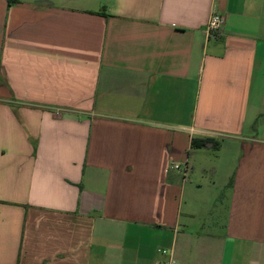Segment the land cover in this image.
Segmentation results:
<instances>
[{"label":"crops","instance_id":"1","mask_svg":"<svg viewBox=\"0 0 264 264\" xmlns=\"http://www.w3.org/2000/svg\"><path fill=\"white\" fill-rule=\"evenodd\" d=\"M162 250L264 264V0H0V264Z\"/></svg>","mask_w":264,"mask_h":264},{"label":"built area","instance_id":"2","mask_svg":"<svg viewBox=\"0 0 264 264\" xmlns=\"http://www.w3.org/2000/svg\"><path fill=\"white\" fill-rule=\"evenodd\" d=\"M222 24H223V18L218 14L212 13L205 27V38L207 40L215 39L218 35V32ZM171 169L180 173L183 180L185 179L188 170L186 164L183 165L172 164ZM161 255H162V259L159 260L156 264H176L172 251L162 250Z\"/></svg>","mask_w":264,"mask_h":264},{"label":"trees","instance_id":"3","mask_svg":"<svg viewBox=\"0 0 264 264\" xmlns=\"http://www.w3.org/2000/svg\"><path fill=\"white\" fill-rule=\"evenodd\" d=\"M8 4H10V2H8ZM207 145H211L213 149H217L218 147V143L211 142L210 140H193L192 141V147L194 148H203Z\"/></svg>","mask_w":264,"mask_h":264}]
</instances>
